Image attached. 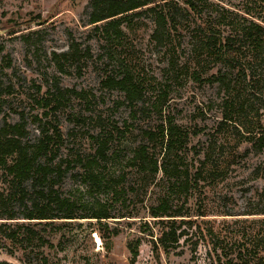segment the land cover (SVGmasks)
I'll return each mask as SVG.
<instances>
[{
  "label": "rangeland",
  "instance_id": "374dc122",
  "mask_svg": "<svg viewBox=\"0 0 264 264\" xmlns=\"http://www.w3.org/2000/svg\"><path fill=\"white\" fill-rule=\"evenodd\" d=\"M91 1L0 0V128L5 123H23L27 139L33 141L38 137V128L49 130L51 124L57 125L63 133L58 157L71 156L76 161L78 155L84 160L95 154L97 141L109 140L108 161L100 162L93 171L84 166L85 162H75L58 186L59 197L74 205L76 219L47 224L0 219V262L208 264L206 246L191 252L194 237L187 244L181 240V247L167 253L160 246L154 247L152 240H156L160 228L149 217V209L162 201L171 207H204L209 217L197 220L201 228L205 231L212 227L220 239L235 246V251V242H239L236 237L254 231L264 215H220L224 211L238 215L249 207L258 209L255 196L263 182L253 177L252 170L264 162V151L258 153L244 144L236 154L235 166L216 182L204 176L206 181L199 183L187 201L176 194V188L161 172L140 174L131 162L135 150L146 142L143 133L171 121L182 132L190 133L187 150L181 154V167L193 174L201 166L209 135L223 114L225 90L193 82L191 69L188 74L180 71L192 58L189 37L197 17L180 12L176 30L161 45L150 39L154 28L146 13L125 24L128 27H124L122 37L108 38L88 23ZM213 1L236 12L250 8V14L258 20L264 17V12L253 10L248 0ZM210 15L209 10H202L203 18ZM67 52L70 55L66 59L54 57ZM199 59L208 62L207 66L212 63L201 55ZM108 76H128L141 84L142 101L130 106L122 92L103 85ZM165 91L166 104L162 109L153 106ZM248 91L239 89L243 95ZM46 99L47 107L43 105ZM258 107L259 102H254L248 118L254 130ZM260 113L264 127V112ZM196 129L201 133L193 136ZM90 173L97 176V185ZM11 179L0 171V193L5 198L11 194ZM12 199L0 208V213H14L21 218L24 204ZM100 208L108 210L114 219L102 220L99 225L92 217ZM146 224L152 228L153 237ZM28 225L37 235L32 242L24 238ZM13 232L18 238L11 242L5 236ZM39 238L44 244L38 242ZM130 246L137 247V256L131 254Z\"/></svg>",
  "mask_w": 264,
  "mask_h": 264
},
{
  "label": "trees",
  "instance_id": "16d2710c",
  "mask_svg": "<svg viewBox=\"0 0 264 264\" xmlns=\"http://www.w3.org/2000/svg\"><path fill=\"white\" fill-rule=\"evenodd\" d=\"M92 0L90 2L89 25L102 36L122 37L124 27L132 19L140 18L144 13L153 22V32L150 39L156 44H164L169 40L172 31L176 30V19L180 12L195 14L194 31L190 35L192 58L189 63L182 65V74H188L193 82L218 85L224 88L223 106L220 119L213 132L209 135L208 147L200 161L201 166L191 174L187 167H181V154L187 150L190 133L171 122L164 121L156 129H148L143 134L146 142L138 147L131 159L132 167L140 174L157 175L161 172L176 188L177 193L187 201L193 197L194 190L208 176L216 182L235 166L236 154L244 145L258 153L264 151V127L261 124V113L264 112V17L255 19L250 8L244 11H231L213 0ZM253 10L264 12V0H248ZM202 10H209L210 17H202ZM199 20V21H198ZM15 34L14 32L10 33ZM70 53L54 54V57L66 59ZM210 60L207 66L199 56ZM243 61V63H241ZM61 69V67H59ZM234 71L236 74L234 75ZM231 72V73H229ZM172 78V77H171ZM103 85L110 90L120 91L124 100L132 107L142 101L139 83L128 76L116 79L108 76ZM247 88V95L239 89ZM167 92L159 96L155 107L166 104ZM254 102H259L255 112L257 129L249 121V113L254 111ZM41 104V103H40ZM43 105L47 107L49 100ZM37 119V118H36ZM48 126V125H47ZM50 126V125H49ZM201 130L191 134L197 136ZM256 133V134H255ZM26 126L23 123L4 124L0 128V171L5 176H11L9 182L10 195L4 197L0 193V208L6 207V202L12 200L24 204V213L18 218L14 213H0V219L29 222L54 223L57 220H74V205L60 198L58 189L63 177L72 168V164H84L90 171L100 162L108 161L109 140L97 141V149L91 157L82 160H71L58 157L59 146L63 141V133L57 125L48 128H38V137L29 141ZM157 143V144H155ZM152 145V148L151 146ZM94 185L97 176L90 173ZM255 179L263 182L261 191L256 194V211L246 208L241 214L234 215L224 211V217L264 215V162L259 163L253 170ZM121 180V179H120ZM123 185V184H122ZM149 217L155 220L160 231L156 240H152L155 248L160 246L167 253L171 249L192 243V253L200 245L206 246L208 264H264V219L256 223V229L244 233L235 242V246L220 239L212 227L201 228V222L209 217L204 207L187 208L185 204L171 207L162 201L149 209ZM193 218H197L196 220ZM101 221L114 219L108 210L100 208L92 217ZM149 227V224L145 225ZM151 230L152 236V228ZM25 240L32 242L37 236L31 225L26 228ZM2 226H0V233ZM11 242L17 240L16 232L5 236ZM153 237V236H152ZM44 244L43 239H37ZM136 246L129 247L131 254L137 256ZM0 264H8L0 262Z\"/></svg>",
  "mask_w": 264,
  "mask_h": 264
}]
</instances>
